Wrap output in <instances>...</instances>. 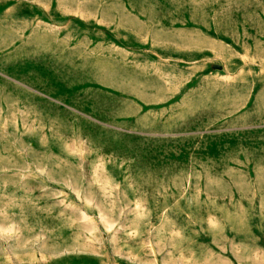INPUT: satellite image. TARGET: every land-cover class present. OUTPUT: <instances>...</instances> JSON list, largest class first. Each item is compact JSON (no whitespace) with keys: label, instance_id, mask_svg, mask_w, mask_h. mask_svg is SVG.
<instances>
[{"label":"rangeland","instance_id":"obj_1","mask_svg":"<svg viewBox=\"0 0 264 264\" xmlns=\"http://www.w3.org/2000/svg\"><path fill=\"white\" fill-rule=\"evenodd\" d=\"M0 264H264V0H0Z\"/></svg>","mask_w":264,"mask_h":264}]
</instances>
